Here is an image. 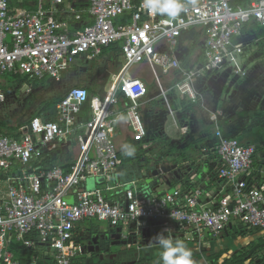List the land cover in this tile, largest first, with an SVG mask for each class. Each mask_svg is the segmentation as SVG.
<instances>
[{
  "label": "built area",
  "instance_id": "obj_1",
  "mask_svg": "<svg viewBox=\"0 0 264 264\" xmlns=\"http://www.w3.org/2000/svg\"><path fill=\"white\" fill-rule=\"evenodd\" d=\"M89 1L94 22L71 33L69 22L55 17L64 5L73 10L65 0H52L51 10L45 8V0H37L36 10L18 12L11 9L10 0H0V75L25 73L32 78L49 76L62 81L77 59L99 57L104 48L116 42H122L124 57L121 71L110 75L104 98H91L84 86L73 87L57 103L56 119L33 118L20 140L0 135V175L4 176L0 178V264H40L37 259L21 261L15 248L51 254L55 264H75L81 246L74 229L85 219L107 221L122 230L152 220L165 231L175 226L192 227L199 234L207 229L212 237H220L231 221H240L249 229H264V182L254 181L257 146L224 136L222 131L217 132V174L232 185L229 194L205 203L204 190L192 181L187 190L179 187L142 199L134 189L136 181L111 185L120 165L118 123L130 125L139 141L147 136L139 108L148 86L132 76V66L147 62L162 91L161 73L179 71L183 79L173 89L196 101L193 83L204 77L205 71L244 62L241 58H246L247 46L241 40L252 36L245 32L251 24L264 27V0H252L248 6L236 4L238 0H180L183 11L175 19L150 15L143 1ZM128 12H132L131 19L119 22ZM196 26L203 27L206 35L205 62L188 69L173 53L183 32ZM162 43L172 52L161 51ZM120 93L129 101L126 113L114 109ZM5 100L0 87V103ZM86 105L91 110L89 119L82 118ZM70 137H75L78 145V156L71 167L66 170L63 165H47L37 171L49 145L69 147ZM17 165L23 168L13 174ZM261 174L264 179V169ZM90 177L101 178L108 184L106 189L121 187L117 194L120 201L108 199L106 189L82 188ZM70 194L76 196L75 203L68 201ZM35 233L37 239L30 236ZM15 240L20 246H15Z\"/></svg>",
  "mask_w": 264,
  "mask_h": 264
},
{
  "label": "crops",
  "instance_id": "obj_2",
  "mask_svg": "<svg viewBox=\"0 0 264 264\" xmlns=\"http://www.w3.org/2000/svg\"><path fill=\"white\" fill-rule=\"evenodd\" d=\"M133 1L136 4H140L143 0ZM251 1L238 0L236 4L248 6ZM65 3L72 4L73 10H67V5H64L62 10L55 12V17L59 20H67L71 33H75L77 30L94 22V17L89 12V0H65ZM51 4L52 0H45L44 6L46 9L51 10ZM10 5L11 9L16 12L21 9L36 10L38 8L37 0H26L24 3H19L18 0H10ZM131 14L132 12L126 13L118 19L119 22L127 23L131 19ZM205 40L206 35L203 27H192L183 32L179 39V45L174 49L173 55L178 58L180 64L185 68L194 69L201 67L205 62ZM261 40L262 38L254 35L247 36L244 40H241L247 46L246 61L248 58H251L250 66L247 65L249 73L247 82L243 84L237 80L238 83H233L234 87L231 92V97L233 98L231 99V103L226 102L222 106L220 100L217 99L214 107L210 106L209 109L206 107V103L209 101L205 98L206 89L208 86L211 88L213 85L218 89L221 86L220 81L222 78L224 77L226 79L228 75L230 81L235 79V76L238 74L234 70L225 74V76H218L220 75L219 72L211 71L210 74L197 79L193 84L197 90L198 99L194 101L189 96L182 97L177 90L173 89L176 84L175 82L183 79L179 71L175 70L169 74L161 73L164 76V80L162 81L161 79V84L164 89L162 91L160 85L154 80V76L149 75L147 70L148 68L151 69V67L147 62L132 66V76L144 80L148 86V94L140 99L141 105L139 108V113L147 130V136L139 141L135 139L134 129L130 125L125 121L118 123L116 144L121 159L118 171L114 175L113 187L122 183L136 181V187L134 189L137 191L138 196L143 199V197L145 198L151 194L164 195L179 187L187 190L190 188L188 182L194 181L204 190L205 193L203 194L202 201L205 203L211 199L220 198L222 195L231 193L232 185L226 180L219 178L217 174V167L220 162L219 155L216 151V145L219 141L218 131H222L224 136L237 138L244 144H254L257 146V161L254 167L256 179L254 181L262 184L264 182L261 174V170L264 169V156L262 155L264 152L251 138H243L240 135L242 134V130L237 128L239 127L237 122H240L239 120H242V118L235 121L230 115V107L235 104L234 99H236V103L239 102L238 100L243 101L242 98L244 95L242 94L244 90H242V86H246L245 91L250 99H257L256 97L259 91H262L263 94L261 95L264 96V45L261 46L258 44ZM255 44H258V46ZM159 48L161 51L172 52L166 43H162ZM80 60H84L87 67L79 68L77 71L74 70L73 74L77 78H72L73 83L76 82L73 87L84 86L89 90L91 98L96 96L104 98L109 88L110 75L112 73H119L123 66L122 42H116L104 48L99 57H80L67 69L64 77ZM97 65L99 67L94 77H82V71L86 72L87 69ZM237 71L239 70L237 69ZM7 74L11 76L10 82L5 79L0 83V87L5 91V94L6 87L14 90L18 85H20L19 89H21V86L44 88L52 86L53 83H63L65 81L64 77L62 81H56L49 76L38 79L32 78L25 73L17 76L11 73H6L5 75ZM5 75H0V77ZM225 82L227 86L228 81ZM237 85H239V88ZM223 87L224 83L222 84ZM15 91L17 92L18 90L16 89ZM66 94L57 97L62 98ZM261 95H259V98ZM117 98L118 100L116 105H114V109L126 113L129 101L122 93ZM6 101L7 95L4 102ZM259 101H252L253 104L255 103L252 109L253 111L263 108L264 101ZM44 103L30 116L28 122L21 126L15 127L13 125H7L0 119V135L20 140L22 135L27 132L29 123L33 118L43 116L49 119H56L55 108L54 111L50 109L43 110ZM238 109L236 107L233 111L239 113ZM82 112L83 119L91 118L89 105H86V109ZM223 117L229 119L227 123L222 121ZM68 140H70L72 145L65 148L60 147L58 143H53L52 146L50 144L42 160L43 163L37 167V171L47 168V165L50 167L63 165L68 170L78 156V145L75 137H70ZM126 142H131V146H126ZM133 146L138 148L134 150L132 149ZM129 151L132 152V155L127 154ZM175 164H178L181 170L177 171L173 169ZM164 167L170 170L165 172ZM22 168L20 165H17L12 169V173L17 174L16 172L21 171ZM138 170L144 179H148L149 182L146 181L145 184L140 185V180L135 179ZM156 170L158 173L154 174ZM1 177L4 176L0 175ZM88 180L89 178L82 184V188L92 190L88 185ZM101 182L103 181L101 180ZM193 186L191 185V188ZM129 188H131V185H129ZM120 190L121 187H118V189H106L105 191H113V194H105V196L108 199L120 201L121 195H117L118 192H121ZM208 194H212L213 197L208 198ZM67 199L71 203L77 201L74 194L68 195ZM94 220L107 222L98 219H85L79 221L75 226L74 233L81 246V251L75 259V264H78L79 261L81 264H87L91 260L90 255L92 259L98 258L100 260L97 264H158L160 260L159 254L162 251L159 245L155 242L149 245L148 240L145 241L141 235H138V230L143 227H150V225L156 227V232L161 231L162 234L166 237H171L174 241H182L191 251L193 264H211L210 257L222 251L227 254L229 250L228 252L230 253L227 255L231 257L236 252L248 250L250 244L258 238H264V229H249L247 225L240 221H231L220 237H212L211 232L207 229L199 234L192 227L183 229L175 226L165 231L159 222L152 220H144V223L141 225L128 226L125 228L126 230L122 231L121 227H115L108 222L110 227L104 231L97 228V225L93 222ZM258 229L260 231L255 234L250 233L254 230L258 231ZM121 232L122 235H120ZM114 233L116 236L113 238L112 234ZM131 234L133 237L132 244L125 242L128 241ZM190 235L194 239V243L185 242V239L188 238L187 236ZM30 236L36 239L38 238L37 233L31 234ZM16 240L14 241L15 246H20V243ZM152 241H154V238ZM237 241L242 242V244H238ZM90 244L95 247V250L92 252L89 250ZM14 252L17 258L23 262L37 259L40 264H55L53 255L43 254L39 250L35 253L34 251L29 250L28 252L26 249L15 248ZM258 256H264V249L259 251Z\"/></svg>",
  "mask_w": 264,
  "mask_h": 264
},
{
  "label": "rangeland",
  "instance_id": "obj_3",
  "mask_svg": "<svg viewBox=\"0 0 264 264\" xmlns=\"http://www.w3.org/2000/svg\"><path fill=\"white\" fill-rule=\"evenodd\" d=\"M18 1H19V3H24V1H26V0H18ZM255 45L258 46V44H255ZM259 49H261V48H259ZM261 50H263V49H261ZM241 60L242 61L244 60V62L241 63V65H239V66L232 64L230 66H227L223 70L217 71L220 74L218 76H221V75L225 76V74H228V73H230V71H233V70L238 75L235 76V79H233L231 81L229 80V75L227 76L226 79H224V77H223L222 80L220 81L221 86H219L218 89H216V87L214 85L211 86V88L208 86V88L206 89V92H205L206 93L205 98H206V100L207 99L209 100L208 103H206L207 109H209L210 106L214 107L217 99L220 100V103L222 106L226 102L231 103L232 102L231 99L233 98V97H231L232 96L231 92H232V89L234 87L233 83H238V81H239V83L241 82V83L245 84L247 82V78L249 77L247 65L250 66L251 58H248L246 61V58L244 59V57H242ZM142 63H144V62H142ZM83 67H87V65L85 64V61L84 60L78 61V64L73 66L72 70L69 71L65 75V77H64L65 81L63 83H53L52 86H47L44 88L36 87V86L31 87V88L26 87V86H24V87L21 86V89H19L20 85H18L16 88L18 90L17 92L15 91L16 89L14 90L12 88L6 87L7 101L0 104V119L2 121H4L7 125H13L15 127L25 124L30 119V116L41 107L42 103H44V102L47 103L48 100H51V99H53L59 95L66 94V92L70 88H72L74 86V84L76 83V82L73 83L74 81L72 79V78H77L76 76H74L75 74H73L74 70L77 71V70H79V68H83ZM98 67H99V65L92 66V68L87 69L86 72L82 71V73H83L82 77H84V76L85 77H94V74L98 70ZM237 69H241L242 71L241 72L237 71ZM147 71H148L150 76H152V77L154 76L151 72V69L148 68ZM210 72L211 71H205V74L208 75V74H210ZM218 76H217V78H218ZM5 79L8 80V82H10L11 76L9 74H7L3 77H0V83L2 80H5ZM87 79H91V78H87ZM161 79H162V81L164 80L163 74H161ZM154 80H155V77H154ZM198 81H200V80H198ZM225 81H228L227 86H226ZM223 83H224V87L222 88ZM37 84H39V83H37ZM239 85H237L238 88H239ZM241 88H242V90H244L243 94H242V95H244V97L242 98L243 101L238 100L239 102L236 103V99H234L235 104L232 107H230V115H231V117L234 118L235 121L239 120V118H242V120L241 119L239 120L240 122H237L239 125V127H237V128L242 130V134H240V135H242L243 138L244 137L251 138L252 141L255 142L259 146V148L262 149L264 152V105H263V108H260L257 111L252 110L254 108V104H255V103L253 104L252 101H254V102H256V100L257 101H259V100L264 101V96L261 95V94H263V92L259 91V93L257 94V97H256L257 99L254 100V99H252V98L250 99L248 97L247 92L245 91L246 86L245 87L242 86ZM259 95H261L260 98H259ZM236 107L239 108L238 109L239 113H236V111L235 112L233 111V109H235ZM51 110L54 111V107H52ZM224 117H223L222 121L224 123H227L229 119H225ZM233 118H232V120H233ZM235 118H237V119H235ZM125 145L131 146V142H126ZM137 148L138 147L133 146L132 149L136 150ZM262 155L264 156V153ZM135 179L140 180V185L146 183V180L144 179L141 172H139V170L135 176ZM88 185L92 188V190H96L97 188H101V189L105 190V188L108 186L104 182H101L100 178H94V177L89 178ZM104 193L111 195V194H113V191H105ZM93 222L97 225V228L99 230L106 231L110 227L108 222H98L96 220H94ZM187 237L188 238L185 239L186 243H194V241H193L194 239H192L191 235L187 236ZM224 241H229V240H224ZM237 243L242 244V242H239V241H237ZM89 250H90V252H92L95 250V247L90 244ZM228 251H227V254L229 255L230 252H228ZM227 254H225L223 256V258L229 257ZM90 259L91 260L89 262H87V264H97L100 261L98 258L92 259L91 255H90Z\"/></svg>",
  "mask_w": 264,
  "mask_h": 264
},
{
  "label": "clouds",
  "instance_id": "obj_4",
  "mask_svg": "<svg viewBox=\"0 0 264 264\" xmlns=\"http://www.w3.org/2000/svg\"><path fill=\"white\" fill-rule=\"evenodd\" d=\"M142 6L152 16H167L169 19L178 17L184 7L180 0H143ZM127 154L132 155V152L129 151ZM154 240L162 250L158 264H193L191 251L182 241H174L162 233Z\"/></svg>",
  "mask_w": 264,
  "mask_h": 264
},
{
  "label": "trees",
  "instance_id": "obj_5",
  "mask_svg": "<svg viewBox=\"0 0 264 264\" xmlns=\"http://www.w3.org/2000/svg\"><path fill=\"white\" fill-rule=\"evenodd\" d=\"M245 32L246 34H252V36L254 35L257 36L258 38H262V40L259 41L258 44L261 46L264 45V27H258L255 24L250 25L248 26V28L245 29ZM60 100H61L60 97H55L50 101H48L47 103H44L43 110H48V109L51 110L52 107L55 108V106ZM259 231L260 229H258V231L257 230L251 231L250 233L255 234L256 232ZM263 249H264V238H258L256 241L250 244V248L248 250H241L233 254L231 257L225 259H223L225 252L222 251L212 255L210 257V260H211V264H246L248 262H249L248 264H264V256L263 257L258 256L259 251ZM79 263L81 264L80 261Z\"/></svg>",
  "mask_w": 264,
  "mask_h": 264
},
{
  "label": "water",
  "instance_id": "obj_6",
  "mask_svg": "<svg viewBox=\"0 0 264 264\" xmlns=\"http://www.w3.org/2000/svg\"><path fill=\"white\" fill-rule=\"evenodd\" d=\"M173 169H176L177 171L181 170V169H179V165L178 164H175ZM169 170L170 169H167V168L164 167V171L165 172H167ZM154 172H155L154 174L158 173L157 170L154 171ZM146 181L149 182L148 179ZM121 231H122V229H121ZM161 233H162L161 231L156 232V227L153 226V225H150V227H143L140 230H138V235H141L143 240H145V241L148 240L149 245L152 244L153 242H155V240L152 241V239L155 238L158 234H161ZM132 234L130 235L128 241H125V242H129L131 244L133 243ZM120 235H122V232H121ZM97 237H99V235H97Z\"/></svg>",
  "mask_w": 264,
  "mask_h": 264
},
{
  "label": "flooded vegetation",
  "instance_id": "obj_7",
  "mask_svg": "<svg viewBox=\"0 0 264 264\" xmlns=\"http://www.w3.org/2000/svg\"><path fill=\"white\" fill-rule=\"evenodd\" d=\"M112 236H113V238L116 236V234L114 233V234H112Z\"/></svg>",
  "mask_w": 264,
  "mask_h": 264
}]
</instances>
